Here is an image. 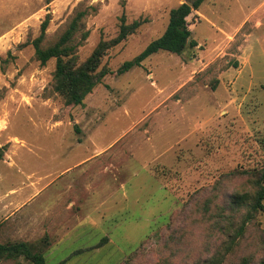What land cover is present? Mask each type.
<instances>
[{"label": "rangeland", "instance_id": "obj_1", "mask_svg": "<svg viewBox=\"0 0 264 264\" xmlns=\"http://www.w3.org/2000/svg\"><path fill=\"white\" fill-rule=\"evenodd\" d=\"M182 1L0 0V146H26L15 148L9 181L43 178L29 194L83 159L26 208L51 211L0 241L46 237L48 264L262 258L264 212L238 235L244 211L224 204L228 193L254 187L238 171L262 174L264 184V0H205L188 17L197 47L182 55L160 50L118 72L164 33ZM81 10L80 61L118 34L123 14L143 24L109 49L110 73L84 104L68 105L54 90L56 59L43 64L33 41L49 17L43 46L53 44ZM70 182L78 198L70 194L59 206ZM74 212L82 213L79 224L67 217Z\"/></svg>", "mask_w": 264, "mask_h": 264}, {"label": "trees", "instance_id": "obj_2", "mask_svg": "<svg viewBox=\"0 0 264 264\" xmlns=\"http://www.w3.org/2000/svg\"><path fill=\"white\" fill-rule=\"evenodd\" d=\"M187 1L189 0H184V2L170 10L169 21L164 33L153 39L134 58L125 61L119 68V73L125 72L135 65H142L145 59L160 50L182 55L188 49L198 46V41L192 36L193 31L189 27L188 17L193 10H198L205 0H195L193 5L188 4ZM85 15V11H79L56 42L43 46L49 25V17H47L42 23L41 34L33 41L37 57L43 64L52 58L56 59V69L53 77L54 90L65 99L68 105L84 104L86 96L110 73V69L103 65L104 57L109 49L126 40L143 24L141 19L128 22L126 15L123 14L118 34L108 40L101 39L91 54L80 61L74 38L75 34L82 28V20ZM84 35L87 36L88 31ZM193 55L195 56V51ZM7 150V144L0 146V162L4 159ZM238 172L248 175L250 177L249 181L254 184L252 189H237L233 193H228L229 201L227 200V203L224 204L233 213L244 211L245 218L237 232L240 235L249 224L255 222L254 219L259 212H264V184L262 183V174L258 172L251 170ZM218 215L222 217L221 212H218ZM45 238L37 242L27 240L0 241V262L14 260L17 264H21L20 259L24 258L30 264H48L44 248ZM231 241H234L233 237ZM222 261L223 257L219 254L210 259L201 260L196 264H222ZM57 264H65V262L61 261ZM243 264H264V255L256 263L243 260Z\"/></svg>", "mask_w": 264, "mask_h": 264}, {"label": "crops", "instance_id": "obj_3", "mask_svg": "<svg viewBox=\"0 0 264 264\" xmlns=\"http://www.w3.org/2000/svg\"><path fill=\"white\" fill-rule=\"evenodd\" d=\"M262 20L263 19H261V22ZM261 22L259 25H261ZM244 23H242V25ZM253 34L254 32L251 34V37L253 36ZM19 146L26 147L25 145L14 146L11 144L9 146L10 149H8L6 152L5 158L0 162V234L4 236H17L23 234L25 232L26 227L28 226L29 218L42 216L45 213L47 214L49 210L51 211L50 208L52 207L50 206L49 208H46L44 212H41L39 215H34L32 214V212H27L26 208L35 200V198H37L39 194L44 192L51 184L55 183L56 180L68 173L69 169L72 170L74 166H76L78 163H82L83 161V159H80L78 162H76V164L66 166L62 170L55 172V176H50L49 180L44 185H42L40 188L33 190V192L26 194L27 190L34 188V186L36 185H39L43 178H39L36 180L31 177L28 182H23L21 184L9 181V179L11 178L10 171L14 170V168L17 167V162L15 159V148ZM5 181H8L7 184H5ZM74 181L76 183L78 182L79 185H81L82 183V180L77 181V179H75ZM68 188L69 190L72 188V182L68 183ZM64 193L65 194L62 197L63 199L59 203V206H62L64 202L68 200V196L70 194H73L72 196H74L76 199L78 198L76 195V190L73 193L72 190L68 192L65 191ZM75 198L74 200L70 199L69 203L67 202L68 205L66 207L68 211L73 207L70 206L72 203L76 204L77 201ZM57 214L58 213H55V215ZM67 217L71 218V220L73 219L74 224H79L80 222H82V213H70V215Z\"/></svg>", "mask_w": 264, "mask_h": 264}, {"label": "water", "instance_id": "obj_4", "mask_svg": "<svg viewBox=\"0 0 264 264\" xmlns=\"http://www.w3.org/2000/svg\"><path fill=\"white\" fill-rule=\"evenodd\" d=\"M194 1L195 0H189V1H187V3L190 4V5H193L194 4ZM182 2H184V0Z\"/></svg>", "mask_w": 264, "mask_h": 264}]
</instances>
